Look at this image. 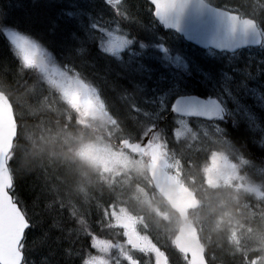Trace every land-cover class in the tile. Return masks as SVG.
<instances>
[{
	"label": "snow or ice",
	"instance_id": "6c2138e0",
	"mask_svg": "<svg viewBox=\"0 0 264 264\" xmlns=\"http://www.w3.org/2000/svg\"><path fill=\"white\" fill-rule=\"evenodd\" d=\"M78 0H73V5L67 9H61L64 17L69 20L79 21L80 17L88 14L85 8L77 6ZM104 3L110 7L115 6L113 11L122 19H133L130 12L121 10L120 5L123 0H104ZM152 14L161 21H167L169 12L176 7H183L178 4V0H149ZM247 4V0H244ZM242 9L236 12L228 13L232 23L233 30L237 27L243 31L256 30L257 16L264 17V5L259 8H250L248 13L241 16ZM98 27V26H97ZM79 31H83L84 35H78ZM0 34H2L12 45L13 55L20 61V66L25 67L28 61L31 66L43 67L47 60L46 48L41 47L31 37L21 33L19 29L10 21L8 11L0 7ZM120 42V41H117ZM122 43H131L125 40ZM93 44L99 47V41L88 28H84L82 24L73 29L69 33L68 47L66 55L71 57L84 58L87 56ZM102 51H106L101 48ZM107 51H111L108 49ZM27 58V59H26ZM7 75V74H6ZM15 137L13 142H15ZM11 148L7 152H0V163L7 161L5 168L7 169L3 183L4 188V264H32L27 259V253H38L43 251L44 255L41 264H95L96 257L89 254L94 247L90 244L88 252L83 248L75 249L74 241L69 239L72 236L70 228L65 229L59 219L63 209L59 206H53L50 202L51 197L43 188L35 191L32 195L30 205L38 210L34 213L36 219L35 224L29 219V204L22 203L17 194V178L11 170L13 158L10 155ZM42 213V214H41ZM39 228V234L28 239L29 230ZM59 253V255H58Z\"/></svg>",
	"mask_w": 264,
	"mask_h": 264
},
{
	"label": "trees",
	"instance_id": "16d2710c",
	"mask_svg": "<svg viewBox=\"0 0 264 264\" xmlns=\"http://www.w3.org/2000/svg\"><path fill=\"white\" fill-rule=\"evenodd\" d=\"M46 1L48 2L49 0H37L36 4L31 6L34 0H29V2L27 1V5L24 7L25 11L23 10L25 15L17 14V17L11 18L18 23L24 22L28 26L33 24L38 25L33 28L36 30L35 33L44 37L42 38L43 42L47 40L50 43L51 41L49 38L58 42L63 40L65 36L60 35L59 31L55 32L54 29H48L56 27V25L53 24L55 19L49 17V23L46 22L44 29L40 26V23L44 22L46 18L45 15L43 16ZM5 2H8V0H0V3L4 5V8L9 12L11 9L5 4ZM20 2L21 0H14L12 5H20ZM59 29L65 30L67 37L69 38V33L72 28H67L65 26ZM52 47L56 54H59L60 51L66 53V50L59 45L52 43ZM57 48L59 49L58 52H56ZM6 64L8 65V63ZM247 67L253 72H257L256 65H247ZM5 68H2L0 65V90L2 89L7 92L11 101L16 105V111L19 114V139L14 149V156L12 157L13 173H15L17 178V194L19 195L22 203L29 204V216L36 222L37 218L34 213L38 209L30 205L32 195L35 191H39L42 188L44 191H47L51 197L50 202L53 206L55 207L58 205L59 208L63 209L59 219L65 229L70 228L72 231V236L69 237V239L74 241V251L75 249L84 247L88 249L87 247H89L90 244L93 246V240H91L90 234H84V231L89 229L93 230L94 228L91 227L89 221L87 222L84 219L78 218L76 220H71V218H69V216L72 215L70 210L74 209L73 204L76 202V194L73 192L72 183L75 184L77 182L76 177L79 176L78 168L84 170L88 165L87 158H84L82 155L85 142L82 141L78 135L82 133L81 128L78 124L75 126H69L63 122H60V124L52 122L53 124L49 125V127L47 124L41 125L37 123L38 125L36 128V125L33 124L34 121H31L30 118L26 119V123L30 124L25 125L21 114L23 108H21L19 102V93L22 91L20 89V85L17 83V75L15 74L14 69L10 67L9 68L12 70V73L7 74ZM3 75H6V77L3 78ZM28 105L30 106L33 104L29 102L26 106L27 108ZM63 114V111L60 110L58 119L62 118ZM51 117L56 118L57 116L51 114ZM26 128L29 129L27 136L25 135ZM233 131L234 130L231 129V133H233L235 140L240 142L238 136L239 132ZM75 135L76 137H74ZM57 136L60 138L57 139ZM167 137L171 143L175 144L171 135H168ZM38 142L43 143V146L40 143L39 145ZM71 174L76 177L73 179ZM36 231L39 234L40 229L36 228ZM28 239L30 241L32 239L31 236H29ZM213 246L220 252L229 250L228 246L223 243L222 236L217 238ZM26 255L27 259L31 261L32 264H41V259L44 253L43 251L38 253L29 252Z\"/></svg>",
	"mask_w": 264,
	"mask_h": 264
},
{
	"label": "water",
	"instance_id": "95a60500",
	"mask_svg": "<svg viewBox=\"0 0 264 264\" xmlns=\"http://www.w3.org/2000/svg\"><path fill=\"white\" fill-rule=\"evenodd\" d=\"M178 0L183 7L172 9L167 21H162L166 26L176 27L180 33L189 40L202 45L212 46L217 49H228L230 51L246 45H256L261 42L260 34L256 30L243 31L237 27L233 30L228 14L222 15L216 11L206 8L199 0ZM217 29V30H214ZM209 36V38H208ZM187 115L212 118L217 114L216 108H212L202 99L195 97L180 98L172 107ZM212 108V109H211ZM18 126L13 113L12 105L4 92H0V152H7L13 145V138L17 135ZM129 149L142 151L143 145L125 142ZM6 160L0 163V264H4V188L3 183L7 169L4 167ZM151 177L156 189L171 202L185 217L186 208L198 204L194 194L180 184L167 173L162 167L150 162ZM177 248L189 254L191 264H207L204 258V248L196 235V229L191 224H185L175 239Z\"/></svg>",
	"mask_w": 264,
	"mask_h": 264
},
{
	"label": "rangeland",
	"instance_id": "374dc122",
	"mask_svg": "<svg viewBox=\"0 0 264 264\" xmlns=\"http://www.w3.org/2000/svg\"><path fill=\"white\" fill-rule=\"evenodd\" d=\"M72 1L73 0H68V6L69 7L72 6V4H71ZM79 1H80V3L81 2L83 3V0H79ZM9 6H11V3H9ZM45 16L48 19V23H49V20H50L49 19V16H47V15H45ZM117 37L118 36L115 35V36L111 37L110 40H114ZM11 51H12V53L10 52V50L8 48V45L4 41L3 36L0 34V58H1L0 65L2 66V68L7 67V68H5V70L7 71V74L12 73V70L10 68H13L14 69V72L17 75V78H16L17 81H18L17 83H18V85H20V89L22 91V92L19 93V98H21L22 102H24V106L26 107L29 102L33 104V105H30V106L28 105V108L26 107L27 108L26 109V112H23L22 111V113L23 114H26L28 116V118H30L31 120H35V123H33V124H35V125H37V123H39L41 125L47 124L48 127H49V125H52L53 124L52 122H55L56 119L51 117V114H53V113L49 109V103H48L49 101H48V99L51 100V101H53L56 104H59L60 103V102H58L59 99H53L50 96V98L48 97V98H45L44 100L40 101L39 96H38V91H39L38 90V87H39L38 84H36L33 81V78L30 77V75H29L28 72H26L24 70H21V68L19 67V65H18V63L16 61V56L13 55L14 50H11ZM203 54H205V55H209V54L213 55V53L211 51H209V52H203ZM252 54H253L252 57L254 59H256V56L258 55V52L256 51L255 53H252ZM49 59H50V57H49ZM49 59L46 62L47 64L49 62ZM74 59L77 60V57H74ZM50 61H52V60H50ZM5 62L8 63V65ZM261 62H262V59L258 62V64H257V62L256 63H253V64L257 66V69H258L259 72H262L263 79H264V71L261 69ZM28 65H31L29 63V61H28V64L26 66H28ZM52 67L53 68L54 67H58L57 64H56V62L54 63V65ZM54 71H56L55 68H54L53 72ZM259 74L260 73L257 74V77H259L258 76ZM174 75H175V73H174ZM5 77H6V75H3V78H5ZM232 79L233 78L231 77V81H232ZM252 79L256 83L259 82L258 81V78H256L255 76H252ZM60 80L61 79H59L57 82H55V86L59 85ZM164 81L165 80H163L162 78L160 79V83H163ZM161 85H163V84H161ZM76 86H77V83L74 82L73 87H76ZM164 89H165V92H168V90H169L168 88H164ZM155 90H157L156 87H152L151 88V95L154 98V100H155V98H157V96L154 97L155 94H156V91ZM63 93L66 94V89H64ZM246 96L247 97H250V99L254 102V104L258 105V102L259 101L264 100V89H261L257 85V87L255 89H252L251 90L250 94L246 92ZM75 97L76 98H79L78 91L76 92ZM166 99H167V96L166 95L164 97L161 96L159 98V101L161 103V107L162 108H164L166 106ZM151 101H153V99H151ZM238 102H240V101L238 100ZM244 103L246 104V106L247 105H253V104H250L247 101L244 102ZM262 105L264 107L263 101H262ZM254 112L256 114H258V110L256 108H255ZM263 117H264V110H263ZM263 122H260V123H263ZM181 125L185 127V123L184 122H181ZM198 128L200 130V133H203V134H209L210 136L220 135V131L213 130L212 127H211V125L204 124L203 122L199 123ZM61 136H62V134H61ZM58 138H60V137L57 136V139ZM161 152H162V147L157 145V146H155V148H153V150H152L151 153H152V156H153L154 159L155 158L158 159V158H162V155H160ZM119 153H121L123 155H127L123 151H120ZM108 156H110V158ZM221 157H222V154H214L212 156V158H211V160L214 163V166L209 167V169L207 171V174H209L208 172H209L210 169H212L213 167L216 168L215 169V172L213 174H210L211 178L209 179L211 181L213 187H215V185H217L218 182L220 181L219 176H218V174L220 172L218 171V168L221 165H218V163L222 164L224 162V160L221 159ZM104 158L105 159L99 158V160H97V163L96 164H98V165L101 164V169L104 170L105 172H108V174L112 171V169H115L118 166H120V168H122V169L123 168H126V167L128 168L130 164H131V168L137 167V166L138 167H143V161H144V158L142 156H139L137 158L132 157V159H130V158L127 159V158H121V157H117V156L110 155V154L108 155V153H104ZM158 160L160 162L166 164L164 162V160H160V159H158ZM67 172H69V171H67ZM125 172L128 173V170H126ZM68 175H70V174H68ZM71 177L74 179L76 176L73 175V174H71ZM76 179H77V177H76ZM72 185H73V183H72ZM121 213H122V215H120V218H124V215H123L124 212L121 211ZM162 216L164 218H167V216L164 215V214H162ZM166 228H168V227L166 226ZM163 230H164V227H163ZM106 234H107V232L104 231L103 236H106Z\"/></svg>",
	"mask_w": 264,
	"mask_h": 264
},
{
	"label": "flooded vegetation",
	"instance_id": "af4514ba",
	"mask_svg": "<svg viewBox=\"0 0 264 264\" xmlns=\"http://www.w3.org/2000/svg\"><path fill=\"white\" fill-rule=\"evenodd\" d=\"M107 56L109 57V59L105 60V61H102V63L105 64L104 70H101V69L97 70L98 66H96V64H94V63H88V64L85 63V62L82 63V65L84 66L83 69L85 67H88V65L93 66V64H94V66L92 68L94 73H92V71H91L92 69L89 70V72H88V68L87 69L85 68L87 70V72L84 71L85 69L84 70L82 69V71H81V76H82V80H83L82 81L83 82L82 83L83 84L82 88H83V91H84V94H83V110L85 111V119H92L93 117H98V118L119 117V116H124L125 113L126 114L128 113L127 116L133 115V114L137 115L138 111L134 109L135 108L134 107V103L133 104L131 103L132 100L137 99V98H139V99H146L147 98L145 101L141 100L140 102L139 101H136V102L139 103L140 106L145 108V109L153 110V108H152L153 105H150V104H153V102L151 101V99H153V97L151 95V88L152 87H156L158 89L156 91V93H157V95H159V92H160V89H161L160 88L161 87V83H160L159 80H160L161 77H162L163 80H165L167 82V84L169 86H173V84L170 83L172 81V79H173L170 76V73H168L167 71H160L161 63H155L154 64V68H152L154 72H152V75H150L152 77V80L149 79V75L147 74L146 70H144V73H143L144 77L142 75V78L139 81V85L141 86L140 92H142L143 94L141 96H137L138 92H137L135 86H133V84H132V73L130 72L131 76H130V74H127L125 72L120 73L119 75L118 74L117 75L114 74L115 72L113 71V67H112V65H114V63L110 59L111 58V54L108 53ZM91 73H92V75H91ZM106 74L108 76L106 78V80L108 81V83L110 85L107 84V82L104 83ZM109 80H110V82H109ZM120 81H122L123 86L125 88L124 92L126 94H128V96L124 98V99H126L127 102H124V103L117 102L118 98L115 97L116 91L112 87V86L117 85V83L120 82ZM94 82L96 84L101 85L104 96L108 95V96H105L106 100L101 98V92L98 95V90H99L98 85H94L95 86V87H93L94 90L91 93V89H92L91 85L94 84ZM103 83H104V85L106 84V86L108 85V86H110L112 88L107 86L106 90L104 91L105 86L103 85ZM112 93H113V95H112ZM91 95L92 96H94V95L97 96L95 98V100H93L91 98ZM108 97H109V99H108ZM111 101H112V103H111ZM121 107H122L123 110L121 109ZM119 110L120 111H124L125 113L120 112ZM247 123H250V121L241 120L236 128L244 127V126L247 125ZM236 128L233 129L234 130L233 132H236ZM238 132H239L238 136H239L240 142L242 144H244L246 146V148H250V149L254 150L255 146H254V141L252 140L253 137L250 136V135H248V136L242 135L243 132L240 131V130ZM255 240H253L252 242L251 241L248 242V245H249L248 250L253 251L256 248L255 247V245H256L255 244Z\"/></svg>",
	"mask_w": 264,
	"mask_h": 264
},
{
	"label": "bare ground",
	"instance_id": "6f19581e",
	"mask_svg": "<svg viewBox=\"0 0 264 264\" xmlns=\"http://www.w3.org/2000/svg\"><path fill=\"white\" fill-rule=\"evenodd\" d=\"M104 64V63H103ZM87 65V64H86ZM94 65V64H93ZM86 69H87V67H85ZM84 68V69H85ZM83 69V70H84ZM84 70V71H86L87 72V70ZM99 69V68H98ZM92 71V73H94L93 72V69L91 70ZM97 71V70H96ZM100 72V71H99ZM102 72V71H101ZM92 73H91V75H92ZM96 73V72H95ZM144 73V72H143ZM90 74V73H89ZM98 75V74H97ZM109 75V74H108ZM106 76H107V74H106ZM108 77V76H107ZM143 77H144V75H143ZM105 79H106V77H105ZM115 81V80H114ZM109 82H110V80H109ZM108 84V83H107ZM115 84V83H114ZM113 84V85H114ZM103 85H104V83H103ZM110 85V84H109ZM105 86V88H104V91L106 90V84L104 85ZM103 86V87H104ZM108 86V85H107ZM108 87H110V86H108ZM111 88V87H110ZM109 90V89H108ZM113 90V89H112ZM114 91V90H113ZM111 92V91H110ZM115 92V91H114ZM113 92V93H114ZM106 93V92H105ZM113 93H112V95H113ZM108 94V93H107ZM105 96H108V95H105ZM50 98V97H49ZM114 98V97H113ZM123 98H125V97H123ZM108 99H109V97H108ZM147 99V98H146ZM146 99H143L144 101L146 100ZM126 100V99H125ZM142 100V99H141ZM111 103H112V101H111ZM114 103V102H113ZM116 104V103H115ZM146 104V103H145ZM113 106V105H112ZM115 108V107H114ZM120 108V107H119ZM118 109V108H117ZM121 109H122V107H121ZM120 109V110H121ZM116 110V109H115ZM119 110V111H120ZM123 110V109H122ZM127 111V110H126ZM116 112V111H115ZM120 112H123V113H125L124 111H120ZM118 113V112H117ZM131 114V113H130ZM121 115V114H120ZM124 115V114H123ZM125 115L127 116L128 115V113L126 114L125 113ZM124 115V116H125ZM130 116V115H129ZM241 120H246L245 118H241L240 119V121ZM248 120V119H247ZM256 126V124H254V125H252L251 124V122L250 123H247V125L246 126H244V127H240V128H236V131H242L243 133H242V135H244V136H248V135H250V136H252L253 137V141H254V146H255V149H254V151H257V152H260V149H262L263 148V145H264V139H262V136L260 135V133H258V131L257 130H259V129H261V128H263L264 127V123H261V124H259L258 126H256V128H254ZM239 135V134H238ZM42 142V141H41ZM41 142H38V144L40 143L41 145L43 144V143H41ZM37 144V145H38ZM39 144V145H40ZM244 145V144H243ZM43 146V145H42ZM245 146V145H244ZM35 147H37V146H35ZM246 147V146H245Z\"/></svg>",
	"mask_w": 264,
	"mask_h": 264
}]
</instances>
